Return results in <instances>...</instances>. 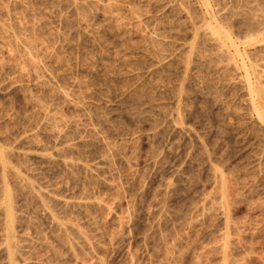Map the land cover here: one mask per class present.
Instances as JSON below:
<instances>
[{
	"label": "rangeland",
	"instance_id": "374dc122",
	"mask_svg": "<svg viewBox=\"0 0 264 264\" xmlns=\"http://www.w3.org/2000/svg\"><path fill=\"white\" fill-rule=\"evenodd\" d=\"M57 1L0 0V150L3 153L10 150L6 156L11 157L7 158L15 166L20 164L21 174H27L23 176L30 179L35 184L34 187L46 186L44 190L41 189L45 191L57 185L59 187V184L63 187L67 185V190L59 187V190L65 191H58L57 195L71 202H79L78 207L76 204L69 209L53 205L57 207L54 208L57 210L56 215H61L56 218L62 224L60 230V226H54L50 220L45 219L35 193L27 195L22 191L23 194L19 191L20 188H13L15 186L11 178L6 179L7 185L11 183L8 187L13 186L9 191L17 190V193L16 190L11 192L16 200V222L14 221L13 227L16 230V233L13 232L15 238L16 235H22L20 239H23L27 235V240L35 244L33 246L28 241H23L29 245H26L31 249L28 251L32 252L31 256L27 255L29 263L173 264L183 254V264L195 256L202 258L200 264H221L223 260L219 255L201 253L203 246H212L218 232L224 230V215L217 207L220 199V191L216 190L219 173L223 178L227 176V213L236 224L240 225L242 221L244 225L241 229L244 236L238 244V249L241 251L242 248V252L232 256V259L235 258V263H232L264 264V120L257 115L258 111L251 104L254 99L253 105L262 107L261 112H264V101H260L264 100V95H261L264 93V0H114L115 3L113 0H82V4L81 0ZM99 1L101 2L97 3ZM104 2L110 6L113 2L112 7H106H110L108 10L112 13L116 12L115 16L111 12L108 15ZM136 7H140L138 10L141 15L136 12ZM82 10H86L85 14ZM102 12L104 13L101 14ZM106 16L109 21L105 20L108 19ZM116 17H121L115 19L120 23L113 19ZM206 22L208 25L205 27ZM118 28L124 32H120ZM216 37L220 39L215 41ZM148 42H152L153 46ZM219 43L228 48H224L226 54L218 51ZM25 52L34 54L32 56L39 67H22L24 60L21 61V57ZM58 56L60 59L66 58V61L61 59L58 62ZM54 58H58L57 62ZM228 63L231 65L228 66ZM252 70L256 71L255 75H252ZM247 89H260L258 97L254 98ZM258 102L262 105H258ZM51 104H54L53 107ZM45 109L60 112V115L63 113L61 116L66 118V123H71L68 126L65 124L67 128L64 124L59 126V137L50 134ZM35 117L39 119L34 120ZM58 148H61L60 156ZM20 152H28L30 158L26 159L27 164L26 160L17 157ZM1 175L0 205H3L2 189L5 182L1 180ZM47 184L49 189H46ZM252 202L256 205L261 203L258 206L260 211H250L249 208L254 206ZM2 207L0 206V264H9L7 252L3 248L5 244L2 245L1 242L4 241L6 230L3 229L5 215ZM69 224L76 225L78 229ZM61 235L70 236L67 238L70 241L63 244ZM88 235H91L89 239ZM228 235L230 238L236 237L234 232ZM33 236L42 238H38L36 244V237ZM45 236L46 240L43 242ZM39 239L41 240L38 242ZM39 243L43 249L39 250ZM195 245H198L195 249L197 251L193 249ZM33 247L38 249L33 251ZM199 247H202L201 251ZM246 254L249 259L245 257ZM34 256L36 257L33 258ZM16 258V264H24L19 256Z\"/></svg>",
	"mask_w": 264,
	"mask_h": 264
},
{
	"label": "bare ground",
	"instance_id": "6f19581e",
	"mask_svg": "<svg viewBox=\"0 0 264 264\" xmlns=\"http://www.w3.org/2000/svg\"><path fill=\"white\" fill-rule=\"evenodd\" d=\"M31 1V0H30ZM68 1V0H67ZM84 1V0H83ZM82 0H81V4H82V2H83ZM94 1V0H93ZM96 1V0H95ZM98 1V0H97ZM104 1V0H103ZM102 1V2H103ZM107 1H109V2H111V0H107ZM129 1V0H128ZM146 1V0H145ZM160 1V0H159ZM179 1V0H178ZM182 1V0H181ZM194 1V0H193ZM208 1V0H207ZM16 2V1H15ZM20 2V1H19ZM56 2H58L57 0H56ZM71 2H73V0H71ZM86 2V1H85ZM91 2V1H90ZM101 1H99V2H97V3H100ZM113 2H114V0H113ZM112 2V3H113ZM118 2V1H117ZM135 2V1H134ZM144 2V1H143ZM173 2V1H172ZM177 2V1H176ZM186 2V1H185ZM195 2V1H194ZM197 2V1H196ZM201 2V1H200ZM22 3H24L23 1H22ZM53 3V2H52ZM93 3V2H92ZM106 2H104V4H105ZM111 3V6L109 5V3H108V5H104L105 7L106 6H110V7H112V4ZM115 3V2H114ZM126 3V2H125ZM132 3V2H131ZM144 3H146V2H144ZM150 3H151V1H150ZM153 3V2H152ZM151 3V4H152ZM178 3V2H177ZM176 3V4H177ZM205 3V2H204ZM51 4V3H50ZM54 4V3H53ZM68 4V3H67ZM80 4V5H81ZM95 4V3H94ZM124 4V3H123ZM123 4H121V5H123ZM134 4V3H133ZM139 4V3H138ZM149 4V3H148ZM180 4V3H179ZM182 4V3H181ZM184 4V3H183ZM202 4V3H201ZM16 5H17V3H16ZM24 5V4H23ZM57 5V4H56ZM79 5V6H80ZM84 5V4H83ZM86 5V4H85ZM93 5V4H92ZM114 5H117V4H114ZM119 5V4H118ZM120 5V6H121ZM125 5V4H124ZM123 5V6H124ZM175 5V4H174ZM204 5V4H203ZM209 5V4H208ZM208 5H207V7H208ZM45 6V5H44ZM49 6V5H48ZM51 6V5H50ZM52 6H54V5H52ZM73 6V5H72ZM104 6H103V8H104ZM122 6V7H123ZM128 6H130V4L128 5ZM140 6V5H139ZM143 6V5H142ZM147 6V5H146ZM150 6V5H149ZM75 7V6H74ZM86 7V6H85ZM90 7V6H89ZM88 7V8H89ZM94 7H96V5L94 6ZM109 7V8H110ZM113 7H117V6H113ZM132 7V6H131ZM180 8L182 7L181 5L179 6ZM192 7V6H191ZM190 7V8H191ZM193 7H195V6H193ZM197 7V6H196ZM204 7H206V5H204ZM258 7V6H257ZM260 7V6H259ZM53 8V7H52ZM60 8V7H59ZM77 8V7H76ZM91 8H93L92 6H91ZM107 8V7H106ZM109 8H107V13L108 12H111V11H109L108 9ZM118 8H119V6H118ZM126 8V7H125ZM133 8H135V7H133ZM133 8H132V11H131V13L133 12ZM140 7H138V9H139ZM145 8V7H144ZM147 8V7H146ZM186 8V7H185ZM185 8H184V10H185ZM210 8V7H209ZM81 9H82V7H81ZM86 9V8H85ZM105 9V8H104ZM103 9V10H104ZM113 9V8H112ZM112 9H110V10H112ZM137 9V7H136V10H138ZM170 9H172V7L170 8ZM206 9V8H205ZM204 9V10H205ZM252 9V8H251ZM261 9V8H260ZM50 10V9H49ZM48 10V11H49ZM60 10V9H59ZM71 10H72V8H71ZM75 10V9H74ZM78 10V9H77ZM76 10V11H77ZM80 10V9H79ZM106 10V9H105ZM118 10V9H117ZM121 10V9H120ZM120 10H118V11H120ZM126 10V9H125ZM142 10V9H141ZM177 10V9H176ZM190 10V9H189ZM193 10V8L191 9V11ZM195 10V9H194ZM253 10V9H252ZM82 11H84V10H82ZM87 11H89V9L87 10ZM101 11V10H100ZM114 11V10H113ZM128 11V10H127ZM134 11H135V9H134ZM145 11V10H144ZM147 11V10H146ZM145 11V12H146ZM197 11V10H196ZM211 11V10H210ZM218 11V10H217ZM222 11V10H221ZM254 11V10H253ZM256 11V10H255ZM258 11V10H257ZM85 12H86V10L83 12L84 14H85ZM91 12H92V10H91ZM95 12V11H94ZM136 12H138V14H140L139 12V10L138 11H136ZM144 12V13H145ZM148 12V11H147ZM187 12H188V10H187ZM78 13V12H77ZM76 13V14H77ZM83 13H80V14H83ZM93 13V12H92ZM91 13V14H92ZM104 12H102L101 14H103ZM107 13H106V15H107ZM114 13V12H113ZM112 12H111V14H113ZM116 13V12H115ZM115 13H114V15L113 16H115ZM121 13V12H120ZM127 13H129V11L127 12ZM135 13V12H134ZM143 13V14H144ZM179 13V12H178ZM177 13V14H178ZM201 13V12H200ZM207 13V12H206ZM224 13V12H223ZM25 14V13H24ZM83 14V15H84ZM147 14V13H146ZM176 14V15H177ZM216 14V13H215ZM254 14H256V13H254ZM87 15V14H86ZM86 15H85V17H86ZM108 15H109V13H108ZM107 15V16H108ZM121 15H123V14H121ZM141 15V14H140ZM139 15V16H140ZM148 15V14H147ZM191 15V14H190ZM189 15V16H190ZM194 15H196V14H194ZM252 15V14H251ZM11 16V15H10ZM23 16V15H22ZM105 16V15H104ZM103 16V17H104ZM106 16V17H107ZM112 16V17H113ZM118 16V15H117ZM126 16V15H125ZM129 16H131V15H129ZM133 16H134V14H133ZM139 16H135L136 18H138ZM151 16V15H150ZM185 16H187V14L185 15ZM188 16V17H189ZM15 16H13V18H14ZM78 17H79V15H78ZM82 17V16H81ZM96 17V16H95ZM102 17V16H101ZM110 17H111V15H110ZM179 17V16H178ZM192 17V16H191ZM251 17H253V16H251ZM17 18H18V16H17ZM16 18V19H17ZM88 18V17H87ZM108 18V17H107ZM121 17H116V18H113L114 20L115 19H120ZM133 18V17H132ZM180 18V17H179ZM185 18V17H184ZM204 18V17H203ZM212 18V17H211ZM18 19H20V18H18ZM21 19H23V18H21ZM24 19H25V17H24ZM78 19V18H77ZM80 19H83V18H80ZM79 19V20H80ZM85 19V18H84ZM91 19V18H90ZM112 19V18H111ZM127 19V18H126ZM125 19V20H126ZM134 19V18H133ZM146 19V21H147V18H145ZM191 19V18H190ZM196 19H197V17H196ZM195 19V20H196ZM248 19V18H247ZM255 19V18H254ZM105 20H108L109 21V18L108 19H105ZM204 20V19H203ZM256 20V19H255ZM87 21V20H86ZM90 21V20H89ZM108 21H107V23H108ZM116 21V20H115ZM123 21V20H122ZM142 21V20H141ZM140 21V22H141ZM150 21V20H149ZM158 21V20H157ZM186 21V20H185ZM112 22H113V20H112ZM116 22H119V20H117ZM116 22H113V23H115L116 24ZM121 22V21H120ZM119 22V23H120ZM130 22V21H129ZM190 22V21H189ZM215 22V21H214ZM250 22V21H249ZM248 22V23H249ZM252 22H253V20H252ZM19 23H20V21H19ZM26 23V22H25ZM80 23V22H79ZM110 23V22H109ZM119 23H117V24H119ZM123 23V22H122ZM134 23V22H133ZM146 23V22H145ZM154 23V22H153ZM158 23V22H157ZM188 23V22H187ZM208 22H206L204 25H205V27H206V25H208L207 24ZM259 23V22H258ZM87 24V23H86ZM91 24V23H90ZM125 24V23H124ZM127 25H128V23H126ZM136 24V23H135ZM159 24V23H158ZM169 24V23H168ZM192 24H194V23H192ZM257 24V23H256ZM111 25V24H110ZM120 25V24H119ZM138 25V24H137ZM139 25H140V23H139ZM171 25V24H170ZM217 25H219V24H217ZM216 25V26H217ZM259 25V24H258ZM94 26V25H93ZM105 26V25H104ZM109 26V25H108ZM113 26V25H112ZM116 26V25H115ZM142 26V25H141ZM141 26H139L140 27V29L142 28ZM152 25H150V27H151ZM168 26V25H167ZM193 26V25H192ZM221 26V25H220ZM107 27V26H106ZM111 26H109V28H110ZM117 27V26H116ZM158 27V26H157ZM170 27V26H169ZM168 27V28H169ZM212 27H213V25H212ZM260 27V26H259ZM35 28V27H34ZM37 28V27H36ZM89 28H90V26H89ZM109 28H107V29H109ZM112 28H115V27H112ZM137 28V27H136ZM155 28V27H154ZM163 28H164V26H163ZM203 28V27H202ZM201 28V29H202ZM222 28V27H221ZM106 29V28H105ZM123 29H124V27H123ZM123 29L121 30V31H123ZM131 29V28H130ZM172 29V28H171ZM170 29V30H171ZM200 29V30H201ZM214 29H216L215 27H214ZM257 29V28H256ZM34 30V29H33ZM36 30V29H35ZM112 30V29H111ZM115 29H113V31H114ZM118 30H119V28H118ZM118 30H117V32H118ZM125 30V29H124ZM129 30V29H128ZM138 30H139V28H138ZM194 30V29H193ZM208 30V29H207ZM219 30H220V28H219ZM252 30V29H251ZM254 30V29H253ZM39 31V30H38ZM103 31V30H102ZM120 31V30H119ZM120 31V32H121ZM135 31H136V29H135ZM145 31V30H144ZM148 31V30H147ZM156 31V30H155ZM157 31H159V30H157ZM209 31H210V29H209ZM95 32V31H94ZM109 32V31H108ZM111 32V31H110ZM124 32V31H123ZM122 32V33H123ZM126 32V31H125ZM137 32V31H136ZM154 32V31H153ZM211 33H212V31H210ZM256 32V31H255ZM44 33V32H43ZM121 33V34H122ZM126 33H129V32H126ZM140 33H142V31L140 32ZM199 33V32H198ZM224 33V32H223ZM225 33H226V30H225ZM248 33V32H247ZM264 33V32H263ZM91 34V33H90ZM108 34V33H107ZM111 34H113L112 32H111ZM139 34V33H138ZM145 34V33H144ZM156 34H159L158 32L156 33ZM227 34V33H226ZM225 34V35H226ZM251 33H249V35H250ZM253 34V33H252ZM36 35V34H35ZM53 35V34H52ZM56 35H57V33H56ZM62 35H63V33H62ZM98 35V34H97ZM115 35V34H114ZM117 35H119V34H117ZM134 35V34H133ZM137 35V34H136ZM151 35V34H150ZM216 35V34H215ZM264 35V34H263ZM153 36H155V35H153ZM200 36V35H199ZM206 36V35H205ZM209 36V35H208ZM211 36V35H210ZM212 36H213V34H212ZM218 36V35H217ZM253 35H251V37H252ZM3 37H5V36H3ZM2 37V38H3ZM56 37V36H55ZM131 37V36H130ZM149 37H151V36H149ZM157 37V36H156ZM202 37V36H201ZM227 37V36H226ZM230 37V36H229ZM1 38V39H2ZM9 38V37H8ZM17 38V37H16ZM24 38V37H23ZM23 38H22V40H23ZM66 38V37H65ZM124 38H126V37H124ZM129 38V37H128ZM147 38V37H146ZM154 38V37H153ZM152 38V40H154ZM12 39V38H11ZM27 39V38H26ZM156 39V38H155ZM199 39V38H198ZM202 39V38H201ZM212 39V38H211ZM216 39H220V38H215V41H216ZM226 39V38H225ZM248 40H249V37L247 38ZM251 39V38H250ZM89 40H92V39H89ZM105 40V39H104ZM131 40V39H130ZM145 40V39H144ZM147 40H149V38L147 39ZM217 40V42H222V41H218ZM230 40V39H229ZM232 40V39H231ZM252 40V39H251ZM260 40H262V39H260ZM9 41V40H8ZM14 41V40H13ZM28 41H30V40H28ZM27 41V42H28ZM39 41V40H38ZM88 41V40H87ZM93 41V40H92ZM117 41V40H116ZM142 41V40H141ZM156 41V40H155ZM155 41H153V42H155ZM214 40H212V42H213ZM253 41V40H252ZM259 41V40H258ZM264 41V40H263ZM15 42V41H14ZM17 42V41H16ZM30 42H33V41H30ZM93 42H95V41H93ZM124 42V41H123ZM132 42V40L130 41V43ZM1 43V42H0ZM8 43V42H7ZM10 43V42H9ZM21 43H22V41H21ZM88 43H90V41L88 42ZM115 43V42H114ZM118 43V42H117ZM144 43H146V42H144ZM148 43H150V42H148ZM156 43V42H155ZM215 42H213V44H214ZM217 44V46L219 47H217L218 49V51H220L222 54H224V48H226V47H224V45H222V44ZM234 43V42H233ZM232 43V44H233ZM260 43V42H259ZM262 43H264V42H262ZM3 44V43H2ZM32 44V43H31ZM50 44V43H49ZM108 44V43H107ZM113 44V43H112ZM122 44V43H121ZM125 44H127V43H125ZM151 45H152V42L150 43ZM194 44V43H193ZM208 44V43H207ZM216 44V43H215ZM6 45V44H5ZM14 45V44H13ZM28 45V44H27ZM111 45V44H110ZM132 45H133V43H132ZM149 45V44H148ZM147 45V46H148ZM235 45V44H234ZM261 45V44H260ZM7 46V45H6ZM15 46H17V45H15ZM31 46H33V45H31ZM30 46V47H31ZM35 46V45H34ZM39 46V45H38ZM43 46V45H42ZM52 46V45H51ZM96 46V45H95ZM97 46H98V44H97ZM108 46V45H107ZM117 46V45H116ZM126 46H128V44L126 45ZM126 46H125V49H126ZM153 46V45H152ZM216 46V45H215ZM255 46H256V44H255ZM36 47V46H35ZM48 47H49V45H48ZM47 47V48H48ZM133 47V46H132ZM151 47V46H150ZM214 47V46H213ZM248 47V46H247ZM251 47V46H250ZM9 48V47H8ZM12 48V47H11ZM16 48V47H15ZM15 48H13V49H15ZM20 48V47H19ZM24 48V47H23ZM96 48V47H95ZM123 48V47H122ZM129 48H130V46H129ZM154 48V47H153ZM191 48H193V47H191ZM246 48V47H245ZM21 49V48H20ZM19 49V50H20ZM30 49V48H29ZM54 49V48H53ZM226 49H228V48H226ZM225 49V50H226ZM256 49V48H255ZM259 49V48H258ZM11 50V49H10ZM23 50V49H22ZM39 50H40V48H39ZM62 50V49H61ZM215 50H216V48H215ZM248 50V49H247ZM17 51V50H16ZM34 51V50H33ZM37 51V50H36ZM40 51H42V50H40ZM54 51V50H53ZM63 51V50H62ZM200 51V50H199ZM214 51V50H213ZM227 51H229V50H227ZM249 51V50H248ZM264 51V50H263ZM7 52V51H6ZM9 52H11V51H9ZM30 52V51H29ZM47 52V51H46ZM61 52V51H60ZM236 52H237V50H236ZM246 52V51H245ZM14 53H15V50H14ZM22 53V52H21ZM37 53V52H36ZM38 53H39V51H38ZM43 53V52H42ZM52 54H53V52H51ZM55 53V52H54ZM59 53V52H58ZM62 53V52H61ZM201 53V52H200ZM218 53V52H217ZM227 53H229V52H227ZM253 53V52H252ZM12 54V53H11ZM46 54V53H45ZM44 54V55H45ZM56 54V53H55ZM103 54V53H102ZM198 54V53H197ZM225 54H226V52H225ZM248 54V53H247ZM19 55V54H18ZM23 55V57H21V58H23V59H21V61L22 60H24L23 62H24V65H23V62H22V67H25V65H26V67H28V66H30V67H33V68H36V66H38V64H37V61H35V58L33 57L34 56V54L32 53V55L30 54V53H24V54H22ZM40 55H42V54H40ZM59 55H60V53H59ZM107 55H109V54H107ZM191 55H192V52H191ZM217 55V54H216ZM229 55H230V53H229ZM237 55V54H236ZM37 56H39V55H37ZM43 56V55H42ZM54 56V55H53ZM228 56V55H227ZM242 56V55H241ZM7 57V56H6ZM12 57V56H11ZM18 57V56H17ZM51 57V56H50ZM190 57V56H189ZM233 57V56H232ZM238 57V56H237ZM42 58V57H41ZM58 58H59V56H58ZM58 58H54L55 59V61L58 59ZM64 58V57H63ZM63 58H61V59H63ZM109 58V57H108ZM222 58V57H221ZM224 58V57H223ZM228 58H229V56H228ZM231 58V57H230ZM10 59V58H9ZM15 59V58H14ZM18 59V58H17ZM52 59V58H51ZM60 58L58 59V62H61L62 60H61ZM66 59V58H65ZM65 59H63V61L65 60ZM241 59V58H240ZM4 60V59H3ZM20 60V59H19ZM18 60V61H19ZM41 60V59H40ZM39 60V61H40ZM45 60V59H44ZM53 60V59H52ZM59 60H61V61H59ZM191 60V59H190ZM222 60V59H221ZM224 60H226V59H224ZM230 60V59H229ZM229 60H227V62H229ZM49 61V60H48ZM66 61V60H65ZM4 62V61H3ZM16 62H17V60H16ZM42 62V61H41ZM40 62V63H41ZM45 62V61H44ZM57 62V61H56ZM56 62H54L55 64H56ZM88 62V61H87ZM188 62V61H187ZM225 62V61H224ZM231 62V61H230ZM232 62H234L233 61V59H232ZM49 63V62H48ZM53 63V62H52ZM111 63V62H110ZM193 63V62H192ZM240 63V62H239ZM242 63V62H241ZM240 63V64H241ZM250 63V62H249ZM252 63H254V62H252ZM5 64V63H4ZM43 64V63H42ZM63 64V63H62ZM229 64L231 65V63H228V66H229ZM243 64V63H242ZM251 64V63H250ZM28 65V66H27ZM50 65V64H49ZM60 65V64H59ZM66 65V64H65ZM65 65H63V66H65ZM189 65V64H188ZM227 65V64H226ZM235 65V64H234ZM252 65H254V64H252ZM252 65H250L251 67H252ZM18 66V65H17ZM43 66V65H42ZM108 66H109V64H108ZM225 66V65H224ZM242 66V65H241ZM243 66L245 67V65L243 64ZM242 66V67H243ZM25 67V68H26ZM39 67V66H38ZM54 67H55V65H54ZM53 67V68H54ZM226 67V66H225ZM232 67H233V64H232ZM235 67V66H234ZM233 67V68H234ZM257 67V66H256ZM4 68V67H3ZM17 68V67H16ZM24 68V69H25ZM29 68V67H28ZM57 68H59V67H57ZM237 68V67H236ZM246 68V67H245ZM255 68V67H254ZM30 69V68H29ZM32 69V68H31ZM56 69V68H55ZM108 69V68H107ZM250 70H251V68H249ZM27 70V69H26ZM37 70V69H36ZM40 70V69H39ZM46 70V69H45ZM49 70V69H48ZM54 70V69H53ZM110 70V69H109ZM189 70V69H188ZM236 70V69H235ZM237 70H238V68H237ZM255 70V69H254ZM18 71H19V69H18ZM23 71H25V70H23ZM34 71V70H33ZM50 71H51V68H50ZM58 71H60V70H58ZM112 71V70H111ZM239 71V70H238ZM245 71H246V69H245ZM37 72V71H36ZM39 72V71H38ZM37 72V73H38ZM40 72H41V70H40ZM252 72H253V70H252ZM34 73V72H33ZM50 73V72H49ZM55 73V72H54ZM110 73V72H109ZM245 73H247V72H245ZM256 74V71H254L253 72V74L252 75H255ZM260 73V72H259ZM262 73V72H261ZM260 73V74H261ZM59 74V73H58ZM107 74H108V72H107ZM112 74V73H111ZM232 74V73H231ZM234 74V73H233ZM257 74H258V71H257ZM21 75V74H20ZM50 75V74H49ZM236 75V74H235ZM247 75H249V74H247ZM259 75V74H258ZM257 75V76H258ZM37 76V75H36ZM59 76V75H58ZM57 76V77H58ZM61 76V75H60ZM109 76H111V75H109ZM263 76V75H262ZM24 77V76H23ZM56 77V78H57ZM108 77V76H107ZM234 77V76H233ZM249 77V76H248ZM247 77V78H248ZM255 77V76H254ZM253 77V78H254ZM259 77H260V75H259ZM39 78H40V76H39ZM47 78V77H46ZM49 78V77H48ZM54 78V77H53ZM240 78V77H239ZM246 78V77H245ZM37 79V78H36ZM55 79V78H54ZM258 79V78H257ZM264 79V78H263ZM38 80H40V79H38ZM50 80V79H49ZM57 80V79H56ZM55 80V81H56ZM236 80V79H235ZM240 80V79H239ZM238 80V81H239ZM247 80H249V79H247ZM256 80V79H255ZM41 81V80H40ZM253 81V80H252ZM37 82V81H36ZM45 82V81H44ZM59 82V81H58ZM62 82V81H61ZM240 82V81H239ZM248 82H250V80L248 81ZM258 83H259V81H257ZM52 84H53V82H51ZM55 83V82H54ZM60 83V82H59ZM77 83V82H76ZM236 83V82H235ZM243 83V82H242ZM255 83H256V81H255ZM254 83V84H255ZM58 84V83H57ZM79 84V83H78ZM77 84V85H78ZM237 84V83H236ZM241 84V83H240ZM249 84V83H248ZM257 84V83H256ZM50 85V84H49ZM54 85V84H53ZM243 85V84H242ZM247 85V84H246ZM258 86L260 85V84H257ZM263 85H264V83H263ZM40 86V85H39ZM45 86V85H44ZM43 86V87H44ZM46 87V86H45ZM49 87V86H48ZM50 87H51V85H50ZM57 87V86H56ZM58 87H59V85H58ZM67 87V86H66ZM239 87V86H238ZM241 87V86H240ZM248 87V86H247ZM253 87H255V86H252V88ZM257 87V86H256ZM259 87H261V86H259ZM242 88H243V86H242ZM249 88H251V87H249ZM263 88V87H262ZM61 89V88H60ZM69 89V88H68ZM72 89V88H71ZM52 90H54V89H52ZM56 90V89H55ZM54 90V91H55ZM66 90V89H65ZM73 90V89H72ZM244 90V89H243ZM248 90V89H247ZM57 91H58V89H57ZM56 91V92H57ZM63 91H64V89H63ZM68 91H70V90H68ZM78 91V90H77ZM248 91H250L249 92V94L250 95H252V96H254V98L258 95V93H259V91H260V89H259V91L258 90H256V89H254V91L255 92H257V94L252 90L251 91V89L250 90H248ZM247 91V92H248ZM19 92V91H18ZM21 92V91H20ZM51 92V91H50ZM53 92V91H52ZM60 92V91H59ZM62 92V91H61ZM64 92H66L67 94H68V92H67V90L66 91H64ZM64 92H62L63 93V95H64ZM72 92V91H71ZM244 92V91H243ZM252 92V93H251ZM262 92H264V91H262ZM261 92V93H262ZM25 93V92H24ZM43 93V92H42ZM41 93V94H42ZM47 93V92H46ZM65 93V94H66ZM245 93V92H244ZM253 93H254V95H253ZM260 93V94H261ZM22 94H23V92H22ZM30 94V93H29ZM59 94V93H58ZM66 94V95H67ZM73 94V93H72ZM84 94V93H83ZM248 94V95H249ZM256 94V95H255ZM259 94V95H260ZM15 95V94H14ZM31 95V94H30ZM76 95H78V94H76ZM249 95V96H250ZM262 95V97H263V95H264V93H262L261 94ZM57 96V95H56ZM72 96V95H71ZM82 96V95H81ZM251 96V97H252ZM31 97V96H30ZM51 97V96H50ZM69 97H70V94H69ZM79 97V96H78ZM258 97V96H257ZM261 96H259V98H260ZM24 98V97H23ZM39 98V97H38ZM250 98V97H249ZM49 99V98H48ZM51 99V98H50ZM57 99V98H56ZM64 99V98H63ZM66 99V98H65ZM81 99V98H80ZM244 99H246V98H244ZM260 99H262V98H260ZM264 99V98H263ZM17 100V99H16ZM26 100L27 99H25V102H26ZM43 100V99H42ZM69 100V99H68ZM253 100L254 99H252V101L249 99V101H251V104H252V108L253 109H255V111L257 112L258 111V114L257 115H260V116H262L261 118L264 120V112L262 113L261 112V109L260 108H262V107H260V108H258V106H255V105H253V103L255 102H253ZM257 100H259V99H257ZM45 101H47V100H45ZM72 101V100H71ZM247 101V100H246ZM261 102L262 101H264V100H260ZM29 102V101H28ZM40 102H42L41 101V99H40ZM39 102V103H40ZM55 102V101H54ZM68 102V101H67ZM73 102V101H72ZM82 103V102H81ZM80 103V104H81ZM31 104V103H30ZM35 104V103H34ZM40 104H42V103H40ZM39 104V105H40ZM49 104V103H48ZM47 104V105H48ZM56 104H57V102H56ZM72 104V103H71ZM74 104V103H73ZM258 105L260 104L259 102L257 103ZM24 105H25V103H24ZM38 105V104H37ZM52 105V104H51ZM54 105V104H53ZM53 105H52V107H53ZM75 105V104H74ZM262 104H260V106H261ZM27 106V105H26ZM25 106V108L27 109V107ZM35 106V105H34ZM45 106V105H44ZM82 106V105H81ZM251 106V105H250ZM24 107V106H23ZM39 107V106H38ZM46 107V106H45ZM44 107V108H45ZM64 107V106H63ZM79 107V106H78ZM84 108V107H83ZM20 109V108H19ZM36 109V108H35ZM47 109V108H46ZM46 109H45V111H46ZM79 109V108H78ZM263 109V108H262ZM32 110V109H31ZM18 111V110H17ZM27 110H25V112H26ZM79 111V110H78ZM263 111V110H262ZM82 112V111H81ZM62 113V112H61ZM63 114V113H62ZM61 114V115H62ZM80 114V113H79ZM84 114V113H83ZM179 114V113H178ZM33 115V114H32ZM60 115V112H52V111H49V110H47L46 112H45V116H46V121H47V123L46 124H48V126L50 127L49 129H51V130H49V131H51V133L50 134H53V135H55V137L57 136V137H59L60 136V130L58 129V128H60V127H62V124H66L67 126L68 125H71V123H66L67 122V120H65L66 118L65 117H62ZM176 115V114H175ZM39 116H40V114H39ZM38 116V117H39ZM65 116V115H64ZM73 116V115H72ZM71 116V117H72ZM37 117V118H38ZM177 117V116H176ZM259 116H257V118H258ZM30 118V117H29ZM36 118V117H35ZM37 118L36 119H34V120H37ZM64 118V119H63ZM178 118H179V115H178ZM39 119V118H38ZM41 119V118H40ZM72 119V118H71ZM174 119V118H173ZM258 119H260V117L258 118ZM175 120H176V124H177V119L175 118ZM260 121V120H259ZM264 122V121H263ZM77 123H78V121H77ZM80 123V122H79ZM179 124V123H178ZM61 125V126H60ZM63 125V126H64ZM65 125V126H66ZM78 125V124H77ZM60 126V127H59ZM67 126H66V128H67ZM36 127V126H35ZM70 127V126H69ZM68 127V128H69ZM65 128V129H66ZM31 129V128H30ZM61 129V128H60ZM47 130V129H46ZM64 131H66V130H64ZM63 131V132H64ZM76 131V130H75ZM25 132V131H24ZM29 132V131H28ZM48 132V131H47ZM67 132H69V131H67ZM37 134H39V133H37ZM41 134V133H40ZM48 134H49V132H48ZM32 135V134H31ZM65 135V134H64ZM67 135V134H66ZM28 136V135H27ZM26 136V137H27ZM39 136V135H38ZM32 137V136H31ZM37 137V136H36ZM65 137V136H64ZM68 137V136H67ZM66 137V138H67ZM29 138V137H28ZM54 138V137H53ZM57 139V138H56ZM25 140H26V138H25ZM62 140V139H61ZM28 141V140H27ZM23 142H24V139H23ZM34 142V141H33ZM62 142H64V141H62ZM26 143V142H25ZM29 143V142H28ZM59 143H61L60 141H59ZM23 144V143H22ZM35 144H36V142H35ZM57 144V143H56ZM66 145V144H65ZM27 148H28V146H27ZM72 148V147H71ZM8 149V148H7ZM6 149V150H7ZM14 149V148H13ZM16 149V148H15ZM59 149H61V148H58V155H59V153H60V151H59ZM5 150V149H4ZM3 150V151H4ZM69 150H70V148H69ZM10 151V150H9ZM9 151H7L6 153H7V155L9 154ZM15 151V150H14ZM28 151V150H27ZM55 152H56V150H54ZM61 151H63V150H61ZM12 152V151H11ZM10 152V153H11ZM6 153H3L1 150H0V170H1V180L3 179V181L5 182V186H4V189H2V193H3V195L2 196H4L3 197V201H2V203L1 204H3V205H0V206H3L2 208H3V212H4V215H5V227L3 228L4 230H5V228H6V230H5V235H4V241L2 240L1 242H2V245H4L5 247H3L5 250H4V252H7V257H8V260H9V262H7V263H9V264H14V262L16 261L17 262V258H16V256H19L21 259H22V261H23V263L24 264H30L29 263V260H28V258H27V255H29V256H31V254H32V252H30L31 251V249H29V248H27L26 247V245H28L29 243H31V244H29V245H33V243L32 242H29V240H27L28 239V237H27V235H26V238H24L23 237V239L21 238L20 239V237L22 236V235H20L19 237L16 235V238H15V234L14 233H16V230H14V223L16 222V217H15V211H14V208H16V207H14V204H15V202H16V200H14L13 198H14V196H12L13 194H11V192L13 191H9V190H11L12 189V187L10 188V187H8V185L10 184L11 185V183H9L8 185L6 184L7 182H6V179L7 178H11L10 180L12 181V184L15 186V187H13V188H17V190L19 189V191H23V192H25V194H29L30 195V193L32 194V193H35V195H36V197L38 198V200H39V204H41V208L40 209H42L41 210V213L42 214H44L45 215V219H47V220H50L53 224H54V226H60V224L61 223H59L58 222V220L56 219V218H59L58 217V215H56L57 214V207L59 208V206L61 207V208H68L69 209V207H74V206H76V204H77V207L79 206V202H75L74 200H73V202H71V201H69V200H66V199H63L64 197H62V198H60L58 195H57V192L58 191H62V190H64V189H62V190H59V187H60V189L61 188H64L65 187V189H66V186L64 185V187L63 186H61L60 184H59V187H58V185H57V187H53L52 189L49 187V185L47 186V188L46 189H49V190H45V191H42L41 189L43 188V190L45 189V187H43L42 185V182H40L41 184H38L39 186L41 185L42 187H34V185L35 184H33V182L30 180H28L26 177H24L23 175L25 174H21V171H20V164H19V166L18 165H16V166H18V167H16L15 165H13V164H11V162L9 161V159L7 158V157H11L10 155L9 156H6ZM17 153V152H16ZM21 153V152H20ZM38 153V152H37ZM13 154V153H12ZM11 154V155H12ZM54 154H56V153H54ZM17 155V154H16ZM13 156H14V154H13ZM32 156V155H31ZM37 156V155H36ZM39 156V155H38ZM45 157H46V155H44ZM55 156V155H54ZM60 156V155H59ZM17 157H21V159L22 160H26V159H28V158H30V157H28V152L26 153H21V154H19ZM16 157V158H17ZM48 157H49V155H48ZM15 158V159H16ZM14 159V160H15ZM20 159V158H19ZM46 159V158H45ZM49 159H51V158H49ZM53 159V158H52ZM59 159V158H58ZM67 159V158H66ZM40 160V159H39ZM11 161H12V159H11ZM18 161V160H17ZM20 161V160H19ZM30 161V160H29ZM35 161V160H34ZM43 161V160H42ZM45 161H47V160H45ZM53 161V160H52ZM16 162V161H15ZM22 162V161H21ZM20 162V163H21ZM26 162V164H27V160L25 161ZM19 163V162H18ZM23 163V162H22ZM55 163H57V162H55ZM25 164V163H24ZM23 164V165H24ZM25 164V165H26ZM61 164V163H60ZM70 164H72L71 162H70ZM69 164V165H70ZM74 164V163H73ZM76 164H78V163H76ZM68 165V164H67ZM95 165V164H94ZM21 166H22V164H21ZM78 166V165H77ZM97 166V165H96ZM25 167V166H24ZM23 167V168H24ZM31 167V166H30ZM43 167V166H42ZM63 167H65V166H63ZM67 167V166H66ZM73 167V166H72ZM76 168V167H75ZM85 168V167H84ZM25 169H26V167H25ZM40 169V168H39ZM92 169V168H91ZM21 170H22V168H21ZM29 170H30V168H29ZM79 170V169H78ZM81 170H82V168H81ZM95 170H96V168H95ZM98 170H99V168H98ZM31 171H32V169H31ZM45 171V170H44ZM43 171V172H44ZM83 171V170H82ZM87 171V170H86ZM214 171H215V168H214ZM217 171V170H216ZM220 171V170H219ZM23 172H24V170H23ZM43 172H42V174H43ZM71 172V171H70ZM78 172V171H77ZM99 172V171H98ZM36 173V172H35ZM34 173V174H35ZM85 173V172H84ZM217 173H218V171H217ZM216 173V174H217ZM34 174H33V176H34ZM76 174V173H75ZM90 174V173H89ZM25 175H27V174H25ZM28 176H29V174H28ZM38 176H39V172H38ZM93 176V175H92ZM217 176H218V178L219 179H217V180H219L218 181V189L216 188V190H218V191H220V196H219V202L218 201H216V203H215V205L217 204V202H218V204H217V207H218V210H222V212H223V215H224V226H222V227H224V230L223 231H219V230H217V232H218V235L216 236L217 238H215V239H213V240H211L210 238H209V240H211V242L213 241V242H215L212 246L210 245L209 247H204L203 246V248L202 247H199V249L200 248H202V251H201V249H200V251H201V253L202 254H207L208 255V253H212V254H217V255H219L221 258H222V260H223V262L221 263V264H231L233 261H234V263H235V260H233V259H235V258H233L232 259V256L233 255H237L238 253H241L242 252V248H241V251L238 249L239 248V246H238V244H239V242L242 240V238H243V236L244 235H242V230L241 229H243L242 228V221L240 222V225H238V224H236L234 221H232L231 220V218H230V216L228 215V213H227V205L229 204V203H227V198H226V196H228L226 193H227V183H226V178H227V176H226V178H223V176H221V175H219V173L217 174ZM225 176V175H224ZM30 178V177H29ZM41 178V177H40ZM39 180V179H38ZM3 181H2V184H4L3 183ZM35 181V180H34ZM50 181V180H49ZM62 181L63 180H61V183H62ZM16 184H14V183ZM217 182V181H216ZM47 183H48V181H47ZM66 183V182H65ZM216 184V183H215ZM214 184V185H215ZM1 185V184H0ZM70 185V184H69ZM16 186H18V187H16ZM51 186V185H50ZM71 186H73V185H71ZM216 186V185H215ZM215 186H214V188H215ZM3 187V186H2ZM10 188V189H9ZM39 188H40V190H39ZM72 188V187H71ZM37 189V190H36ZM16 190V189H15ZM14 190V191H15ZM17 190H16V192L15 193H17ZM67 190V189H66ZM74 190V189H73ZM14 191H13V193H14ZM65 191V190H64ZM232 191V190H231ZM22 192V193H23ZM60 193V192H59ZM219 193V192H218ZM20 194V193H19ZM24 194V193H23ZM69 194V193H68ZM77 194V193H76ZM26 195V196H27ZM34 195V194H33ZM66 195V194H65ZM80 195V194H79ZM254 195V194H253ZM17 196H19V195H17ZM68 196V195H67ZM78 196V195H77ZM218 196V195H217ZM20 197V196H19ZM25 197V196H24ZM84 197V196H83ZM211 197H213V196H211ZM248 197V196H247ZM1 198V197H0ZM16 198V197H15ZM18 198V197H17ZM66 198V197H65ZM81 198V197H80ZM214 198V197H213ZM83 199V198H82ZM86 199V198H85ZM212 199V198H211ZM210 199V200H211ZM253 199V198H252ZM1 200V199H0ZM218 200V199H217ZM213 201V200H212ZM215 201V200H214ZM85 203V202H84ZM87 203V202H86ZM91 203V202H90ZM214 203V202H213ZM253 203V202H252ZM249 204V203H248ZM254 204V203H253ZM261 204V203H260ZM259 204V205H260ZM37 205V204H36ZM53 205H58L57 207H54ZM88 205V204H87ZM212 205V204H211ZM258 205V203H257V205L256 204H254V206L252 205L249 209H250V211L251 212H256L257 210L258 211H260L259 210V206ZM213 206V205H212ZM259 206V207H258ZM261 207H263V204H262V206ZM54 208H56V209H54ZM60 208V209H61ZM63 208V209H64ZM84 208V207H83ZM212 208V207H211ZM60 209H58V211L60 210ZM67 209V210H68ZM71 209V208H70ZM80 209H81V207H80ZM228 209H229V207H228ZM2 210V209H1ZM214 210V209H213ZM262 211H263V209H261ZM43 211V212H42ZM61 211V210H60ZM66 211V210H65ZM65 211H64V213H65ZM81 211V210H80ZM23 212V211H22ZM37 212V211H36ZM74 212V211H73ZM75 212H76V210H75ZM83 212V211H82ZM18 213V212H17ZM19 213H20V211H19ZM62 213V212H61ZM86 213V212H85ZM260 213V212H259ZM259 213H258V215H259ZM59 214V213H58ZM66 214V213H65ZM71 214V213H70ZM20 215H21V213H20ZM43 215V216H44ZM72 215V214H71ZM77 216V215H76ZM74 217V216H73ZM223 217V216H222ZM250 217V216H249ZM19 218H21V217H19ZM40 218V217H39ZM62 218V217H61ZM77 218V217H76ZM2 219V218H1ZM0 219V220H1ZM18 219V218H17ZM66 219H67V217H66ZM65 219V220H66ZM69 219V218H68ZM233 219V218H232ZM42 220V219H41ZM60 220V219H59ZM73 220V219H72ZM71 220V221H72ZM15 221V222H14ZM244 221H246V220H244ZM4 222V221H3ZM18 223H19V221H17ZM37 222V221H36ZM69 222V221H68ZM92 222V221H91ZM1 223V222H0ZM40 223V222H39ZM67 223V222H66ZM75 223V222H74ZM244 223V222H243ZM24 224V223H23ZM70 224H72V222H70ZM69 224V225H70ZM2 225V224H1ZM36 225V224H35ZM62 225V224H61ZM74 225V224H73ZM73 225H70V226H73ZM78 225V224H77ZM16 226H17V224H16ZM21 226H22V224H21ZM64 226V225H63ZM76 225H74V227H75ZM20 227V226H19ZM89 227V226H88ZM243 227H244V225H243ZM23 228V227H22ZM26 228V227H25ZM41 228V227H40ZM61 226L59 227V229L61 230ZM75 228H77L78 229V227L76 226ZM73 229L74 231L76 230V229ZM92 228V227H91ZM28 229V228H27ZM64 229H66V228H64ZM70 229V228H69ZM17 230H19V229H17ZM68 230V229H67ZM66 230V231H67ZM247 230V229H246ZM20 231V230H19ZM18 231V232H19ZM49 231V230H48ZM48 231H45V232H48ZM70 231H72V230H70ZM70 231H69V233H70ZM73 231V232H74ZM245 231V230H244ZM14 232V233H13ZM30 232V231H29ZM52 232V231H51ZM51 232H50V234H51ZM65 232V231H64ZM213 232H215V231H213ZM212 232V233H213ZM231 232H234L235 234H236V237L234 236L233 238H230L229 237V233H231ZM1 233V232H0ZM38 233H40V232H38ZM37 233V234H38ZM66 233V232H65ZM67 233H68V231H67ZM76 233V232H75ZM79 233V232H78ZM85 233V232H84ZM244 233H246V232H244ZM24 234H25V232H24ZM31 234V233H30ZM35 234V233H34ZM43 234H44V232H43ZM46 234V233H45ZM74 234V233H73ZM209 234V233H208ZM214 234V233H213ZM247 234V233H246ZM32 235V234H31ZM69 235V234H68ZM76 235V234H75ZM210 235V234H209ZM233 235V234H232ZM30 236V235H29ZM37 236H39V234L37 235ZM42 237H43V235H41ZM72 236V235H71ZM79 236V234H77V237ZM89 236V235H88ZM87 236V238L89 239L90 238V236L88 237ZM212 236H214L215 237V234L214 235H212ZM212 236H210V237H212ZM2 237V236H1ZM18 237V238H17ZM31 237V236H30ZM36 237V236H35ZM34 236H33V238H35ZM42 237H38V238H42ZM50 237H51V235H50ZM68 237H70V236H68ZM68 237H65L64 235H61L60 236V238H61V242L64 244V242L66 243V242H68V241H70V240H68L67 241V238ZM83 237V236H82ZM113 237V236H112ZM206 237V236H205ZM213 237V238H214ZM33 238L31 239V240H33ZM37 237H36V239H35V242L34 243H36L37 241V239H38ZM45 239H43L42 241L43 242H45L44 240H46V236L44 237ZM81 238V237H80ZM79 238V239H80ZM85 238V237H84ZM195 238V237H194ZM197 238H199V237H197ZM2 239H3V237H2ZM17 239V240H16ZM20 239V240H19ZM203 239V238H202ZM208 239V238H207ZM245 239V238H244ZM30 240V241H31ZM41 239H39L38 240V242L40 241ZM49 240H52V238H50ZM73 240V239H72ZM71 240V241H72ZM77 240H78V238H77ZM95 240V239H94ZM245 240H247V239H245ZM22 241V242H21ZM23 241H28L27 243L25 242V243H23ZM79 241V240H78ZM204 241V240H203ZM20 242V243H19ZM46 242H48L49 243V241H46ZM75 242V241H74ZM90 242H91V240H90ZM97 242H99V241H97ZM101 242V241H100ZM192 242V241H191ZM196 242V241H195ZM208 242V241H207ZM210 242V243H211ZM212 242V243H213ZM244 242V241H243ZM4 243V244H3ZM21 243H23V244H21ZM73 243V242H72ZM77 243H79L80 245H81V243L80 242H77ZM83 243H85L84 241H83ZM193 243V242H192ZM197 243V242H196ZM245 244H246V242H244ZM20 244V245H19ZM37 244V243H36ZM50 244V243H49ZM69 244H71V243H69ZM68 244V245H69ZM88 244V243H87ZM91 244V243H90ZM191 244V243H190ZM1 245V244H0ZM21 245H23V246H21ZM28 245V246H29ZM35 245V244H34ZM33 245V246H34ZM39 245H40V243H39ZM42 245H43V243H42ZM47 245V244H46ZM53 245V244H52ZM75 245V244H74ZM82 245H84V244H82ZM86 245V244H85ZM92 245V244H91ZM198 245H200V244H198ZM198 245H195V246H193V249H194V251H197V250H195V249H197L198 248ZM202 245V244H201ZM49 246V245H48ZM70 246V245H69ZM71 246H73L72 244H71ZM93 247V246H92ZM241 247V246H240ZM248 247V246H247ZM25 248H27V249H25ZM30 248H31V246H30ZM36 248V247H35ZM44 248V247H43ZM43 248H41V245H40V248H39V250L40 249H43ZM86 248V247H85ZM89 248V247H88ZM24 249V250H23ZM34 249V247L32 248V250ZM36 249H38V248H36ZM36 249H34L33 251H35ZM97 249V248H96ZM189 249V248H188ZM199 249H198V252L200 253V251H199ZM245 248H243V250H244ZM246 249H248V248H246ZM254 249V248H253ZM252 249V250H253ZM28 250H30V251H28ZM75 251L77 250V248L76 249H74ZM166 250V249H165ZM184 250H185V248H184ZM43 251V250H42ZM45 251V250H44ZM168 251H169V249H168ZM248 251V250H247ZM73 253H74V251H72ZM184 252V251H183ZM188 252H189V250H188ZM43 253V252H42ZM79 253V252H78ZM169 252H167V254H168ZM186 253V252H185ZM195 253V252H194ZM17 254V255H16ZM44 254V253H43ZM82 254V253H81ZM171 254V253H170ZM169 254V255H170ZM178 254H180V253H178ZM177 254V255H178ZM187 254H189V253H187ZM202 254H201V256H202ZM249 254V253H248ZM251 254V253H250ZM33 255H34V253H33ZM37 255V254H36ZM39 255H40V253H39ZM47 255V254H46ZM74 254H72V256H73ZM89 255V254H88ZM183 255V254H182ZM182 255H180V257L179 258H177L176 259V262H173V264L174 263H176V264H183V257H182ZM190 255H191V253H190ZM194 255V254H193ZM200 255V254H199ZM210 255V254H209ZM41 256V255H40ZM43 256V255H42ZM62 256V255H61ZM83 256V255H82ZM188 256V255H187ZM211 256V255H210ZM240 256V255H239ZM247 256H249V255H247L246 254V258L247 259H249ZM36 256H34L33 258H35ZM44 257V256H43ZM84 257V256H83ZM87 257V256H86ZM178 257V256H177ZM191 257V256H190ZM199 256H195V257H193L192 259H191V261L189 260V264H200L201 263V259H199L198 258ZM207 257H209V256H207ZM236 257V256H235ZM16 258V259H15ZM39 258V257H38ZM91 258V257H90ZM175 258H176V256H175ZM244 259V260H247V259ZM50 259V258H49ZM171 259H173V258H171ZM186 259V258H185ZM217 259V258H216ZM236 259H238V258H236ZM243 259V258H242ZM15 260V261H14ZM41 260V259H40ZM79 260V259H78ZM78 260H77V262H78ZM208 260V259H207ZM213 260H214V258H213ZM240 260V259H239ZM239 260H236V262L237 261H239ZM36 261V260H35ZM44 261V260H43ZM45 261H47V260H45ZM173 261H174V259H173ZM185 261V260H184ZM206 261V260H205ZM16 262H15V264H16ZM21 262V261H20ZM19 262V263H20ZM48 262V261H47ZM76 262V263H77ZM172 262V261H171ZM38 263H40V261H38ZM101 263V262H100ZM188 263H186V264H188ZM212 263V262H211ZM240 263V262H239ZM248 263V262H247ZM42 264V263H41ZM71 264V263H70ZM75 264V263H74ZM81 264V263H80ZM91 264H92V262H91ZM184 264H185V262H184ZM205 264V263H204ZM209 264V263H208ZM219 264H220V262H219ZM233 264V263H232Z\"/></svg>",
	"mask_w": 264,
	"mask_h": 264
}]
</instances>
